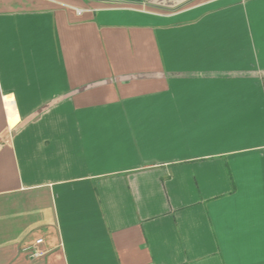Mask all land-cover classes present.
I'll use <instances>...</instances> for the list:
<instances>
[{
    "label": "crops",
    "instance_id": "crops-1",
    "mask_svg": "<svg viewBox=\"0 0 264 264\" xmlns=\"http://www.w3.org/2000/svg\"><path fill=\"white\" fill-rule=\"evenodd\" d=\"M0 264H264V0H0Z\"/></svg>",
    "mask_w": 264,
    "mask_h": 264
},
{
    "label": "built area",
    "instance_id": "built-area-1",
    "mask_svg": "<svg viewBox=\"0 0 264 264\" xmlns=\"http://www.w3.org/2000/svg\"><path fill=\"white\" fill-rule=\"evenodd\" d=\"M43 242L42 239H38L34 244L24 247L22 250L25 252L29 258H36L43 255L41 251L38 250V246Z\"/></svg>",
    "mask_w": 264,
    "mask_h": 264
}]
</instances>
